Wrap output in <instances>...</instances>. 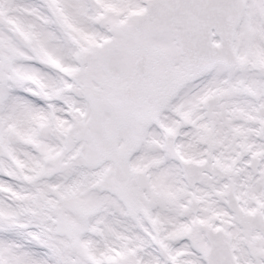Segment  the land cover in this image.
<instances>
[{
    "label": "snow or ice",
    "instance_id": "6c2138e0",
    "mask_svg": "<svg viewBox=\"0 0 264 264\" xmlns=\"http://www.w3.org/2000/svg\"><path fill=\"white\" fill-rule=\"evenodd\" d=\"M0 264H264V0H0Z\"/></svg>",
    "mask_w": 264,
    "mask_h": 264
}]
</instances>
